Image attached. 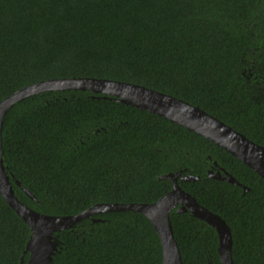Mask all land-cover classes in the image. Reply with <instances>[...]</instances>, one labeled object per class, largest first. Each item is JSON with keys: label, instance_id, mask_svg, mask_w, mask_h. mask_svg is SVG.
<instances>
[{"label": "trees", "instance_id": "16d2710c", "mask_svg": "<svg viewBox=\"0 0 264 264\" xmlns=\"http://www.w3.org/2000/svg\"><path fill=\"white\" fill-rule=\"evenodd\" d=\"M79 77L182 99L263 144L264 89L258 95L253 85H264V0H0V101L33 83ZM1 149L18 200L48 215L151 203L171 189L161 175H197L178 185L227 223L233 262L264 264V179L155 113L90 90L44 91L6 110ZM170 221L181 264H221L213 226L175 208ZM29 235L0 194V264H26ZM54 236L52 264L162 260L153 225L135 210L96 213Z\"/></svg>", "mask_w": 264, "mask_h": 264}, {"label": "water", "instance_id": "95a60500", "mask_svg": "<svg viewBox=\"0 0 264 264\" xmlns=\"http://www.w3.org/2000/svg\"><path fill=\"white\" fill-rule=\"evenodd\" d=\"M69 89L90 90L93 93H101L103 97L113 96L117 101L147 110L181 125L222 147L264 179V143H255L220 119L182 99L138 84L92 77L50 79L27 85L0 101V194L29 226L30 235L24 249V253L29 255L26 264H52L58 247L54 233L68 229L96 213L120 210L138 211L151 222L161 244V264H181L180 249L170 221L173 208L176 212L189 211L213 226L217 232V250L221 264H235L231 256L232 237L227 223L219 215L200 205L189 192L178 185V178L183 181L195 180L198 179L197 175L180 176V171L161 175L160 178L171 181V189L151 203H97L73 215L43 214L18 200L2 158L1 129L6 110L13 103L32 94ZM214 166H217L216 162ZM208 177L239 185L243 188V193L248 190V187L223 169H209ZM15 183L31 199H35L19 181ZM20 264H23L22 258Z\"/></svg>", "mask_w": 264, "mask_h": 264}, {"label": "flooded vegetation", "instance_id": "af4514ba", "mask_svg": "<svg viewBox=\"0 0 264 264\" xmlns=\"http://www.w3.org/2000/svg\"><path fill=\"white\" fill-rule=\"evenodd\" d=\"M264 80V79H263ZM264 85L262 84H259V81L258 80H255V84L253 85V90L259 95L261 94L262 90L264 89L263 88Z\"/></svg>", "mask_w": 264, "mask_h": 264}]
</instances>
